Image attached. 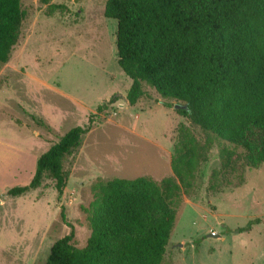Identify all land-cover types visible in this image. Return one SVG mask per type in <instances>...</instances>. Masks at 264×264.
I'll return each mask as SVG.
<instances>
[{"label":"rangeland","instance_id":"rangeland-1","mask_svg":"<svg viewBox=\"0 0 264 264\" xmlns=\"http://www.w3.org/2000/svg\"><path fill=\"white\" fill-rule=\"evenodd\" d=\"M107 1L52 0L67 10L49 15L48 5L22 0L19 42L0 64V264H46L54 243L72 230L62 209L74 226V246L85 248L91 229L82 206L94 199L99 179L174 178L181 126L200 142L207 139L177 112V101L147 84L135 106L126 102L132 80L118 63V25L105 17ZM92 116V130L64 160L62 197L48 176L25 195L8 194L28 185L40 156ZM245 136L250 152L213 137L195 188L177 203L163 264H264V164L246 165L247 158L258 159L264 130ZM226 149L233 153L229 167Z\"/></svg>","mask_w":264,"mask_h":264},{"label":"trees","instance_id":"trees-1","mask_svg":"<svg viewBox=\"0 0 264 264\" xmlns=\"http://www.w3.org/2000/svg\"><path fill=\"white\" fill-rule=\"evenodd\" d=\"M39 1L49 6V15L67 10L52 0ZM105 17L118 25V63L132 80L126 97L130 106L144 97L147 84L163 98L187 105L177 112L207 139L202 143L181 126L172 158L174 178L99 179L94 199L82 206L91 229L87 246H74V226L62 209V220L72 230L54 243L46 264H163L177 203L183 192L195 188L213 137L250 152L246 133L264 130V0H108ZM25 19L22 0H0V64L9 62ZM117 99L100 106L97 114ZM93 124L94 116L88 125L68 131L40 156L31 182L8 194L25 195L48 176L62 197L64 160ZM232 155L223 150L225 167ZM261 164L264 139L258 159L246 162L251 167Z\"/></svg>","mask_w":264,"mask_h":264},{"label":"water","instance_id":"water-1","mask_svg":"<svg viewBox=\"0 0 264 264\" xmlns=\"http://www.w3.org/2000/svg\"><path fill=\"white\" fill-rule=\"evenodd\" d=\"M125 100L127 103H129L126 97H125ZM174 108L175 109H188V106L187 105L182 106V105L176 104ZM0 203H1V200H0Z\"/></svg>","mask_w":264,"mask_h":264}]
</instances>
